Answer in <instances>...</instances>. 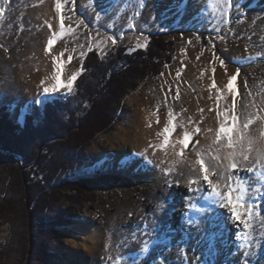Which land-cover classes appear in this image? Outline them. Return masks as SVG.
Here are the masks:
<instances>
[{
    "label": "rangeland",
    "instance_id": "1",
    "mask_svg": "<svg viewBox=\"0 0 264 264\" xmlns=\"http://www.w3.org/2000/svg\"><path fill=\"white\" fill-rule=\"evenodd\" d=\"M210 5L212 7L208 14L207 9ZM0 7L5 9L3 13H0V85L5 87L14 79L18 64L25 61L28 52L34 47L45 51L47 38L53 31L59 33L61 14L65 16V25L71 26L72 31L59 39L51 52L45 51L52 83L55 82L53 58L61 52L64 53L62 59L65 61L69 54L73 56L71 63L62 67L61 79L67 80L72 73L81 72L82 63L89 48L95 49L101 56L115 46H125L127 52H132L141 49L136 45L144 44L145 40L148 46L150 37L154 35L164 36L166 41L172 42L173 48L172 52L167 51V55L171 57V63H166L161 73L141 80L135 89L118 99L120 108L111 128L97 132L95 138L88 144L78 149L74 147L76 148L74 150H78L77 154L70 156L71 161H63L68 168L65 170L61 168L56 173L51 179V186H48L51 190L46 193L47 200H54L55 210H42V206H39L36 210L30 208L32 213L28 215L24 205L26 199L21 200L19 193L21 190L18 187L15 188L12 179L8 180L12 187L0 188V196L3 198L2 202L0 201V245L11 241L9 249L11 251L12 248L14 249L12 253L9 251L10 258L5 256L0 259V264H63L68 257H73L68 252L75 250L74 243L70 239L81 237L79 236L81 231L75 226L76 224L82 223L96 227L102 232H108L106 226L120 223L122 206L125 203L124 194L131 190L137 193V187H143L153 178L152 176L143 177L142 173L123 171L119 166L112 168L104 163L93 165L90 152L93 147L103 148L107 153L111 152V148L116 151L110 140L131 108L128 100L131 95L144 101V92H147L158 113L166 114L172 111L174 115H178L186 108L187 98L191 101L194 95L204 89L206 105L200 108V115L205 117L208 114L207 110L213 107H217L219 111H223L225 107L231 109L232 94L225 90L221 95V91L225 89L228 77L235 73L237 67H240V74L234 82L239 92L235 98V112L242 118L250 114L261 117V119H254L248 131L250 134L258 130L259 133L264 134V0H231L227 10L224 8L223 0H144L143 7H140L139 0H99L98 6L96 0H74V2L62 0L60 13L56 11L55 0H0ZM37 8L42 9V13ZM181 8H183L182 13L179 11ZM135 12H139L138 17H134ZM97 14L99 19L96 18ZM162 14H166V18ZM80 21H84L87 27ZM132 23H135V27H131ZM49 24L52 25L51 29L48 28ZM113 35L117 39L115 45L107 39ZM213 48L215 56L225 61L223 65L218 60H214ZM81 52L84 53L83 57L80 56ZM250 57L254 59H249ZM234 59L236 62H233ZM178 72L180 75H177ZM213 81L217 85L215 88L212 87ZM245 82H247V88ZM190 84L198 86L195 88L192 85L196 91H192ZM65 91L62 89L55 94H45L42 105L40 101H35L31 107H24L23 117L18 112V107L22 108L23 103L16 101V95L8 97L0 91V106L7 105V112L15 123L23 124L26 114H32L36 123L43 116L45 103L51 101L49 97L55 95L65 100L66 96L70 95L65 94ZM20 101H24V98ZM84 107L87 110L90 105L86 102ZM174 122L177 124L175 131L177 133L181 131V126L176 120ZM189 123L190 120L187 119L186 125ZM191 123L188 129L194 130L199 126L201 131L191 138L190 149L196 148L198 135L203 133L204 129L203 124H200L202 122L197 124L191 120ZM77 126L78 124L70 130L69 135L78 130ZM69 135L59 139L67 140L70 138ZM218 147V144H212L207 150L201 149L205 155L204 159L207 158L208 163L211 161L212 165L213 157L216 155L215 149ZM225 150L227 149L222 148L220 154ZM71 151L76 152L73 149ZM254 156L255 153L250 159ZM57 162L61 164L59 158ZM193 162L195 161L189 159L188 164L185 163L181 167L184 174L189 175L191 171H196V168L199 170L198 165L196 168L192 167ZM250 166L246 165V167ZM215 172V178L219 182V169ZM234 175L242 179H250L249 181L253 184L257 182L252 172L234 170ZM37 180L34 178L32 182L35 183ZM230 182L225 181V183ZM46 183L47 181H41V185ZM165 186L167 187V184ZM207 190L209 191V188ZM26 194H28L27 191ZM198 197L194 201L198 202ZM141 203L140 209L147 211L145 199ZM256 203L260 206L257 211L261 215L254 217L249 231L253 234L254 245H264V186H262L261 195L256 198ZM102 206L109 209L108 215H102ZM154 208L155 206L150 208L153 214L151 219L159 218ZM30 209L28 211L31 212ZM85 209L96 213L100 223L89 218L83 220L81 214ZM188 212V209L183 211L185 214ZM196 213L195 219L201 226L200 230L197 229L196 235L194 237L191 235L192 229L196 227L190 226L189 229L184 230L187 235L184 234L181 237L188 240L187 244H180L177 247L176 241L181 238H172L170 245H161L156 249L155 262L162 259L164 264L169 262L207 264L210 259L211 264H243L245 260L242 255L243 250L238 251L236 256L230 257L228 251L231 250V244L229 243L225 245L226 251L217 247L215 256L206 257L202 254L207 246L203 238L210 235L207 219L214 216L210 217V210ZM136 223V221L133 222L131 227L135 228ZM35 224L36 227H32ZM214 225L217 228L220 227L217 222H214ZM120 226L125 229L127 224ZM168 229L161 230L172 237L171 234L175 230L173 228L169 232ZM105 238L104 236V240ZM112 246L109 264H117V260L121 264H132L133 257L136 258V264H141L138 253H133L132 250L116 243ZM180 249L185 251L186 259L180 256ZM251 251L253 255L246 258L248 264H264V246L254 247ZM85 260H81L80 264H88V256Z\"/></svg>",
    "mask_w": 264,
    "mask_h": 264
},
{
    "label": "bare ground",
    "instance_id": "2",
    "mask_svg": "<svg viewBox=\"0 0 264 264\" xmlns=\"http://www.w3.org/2000/svg\"><path fill=\"white\" fill-rule=\"evenodd\" d=\"M211 7L210 5L207 9L208 14L211 11ZM37 10L42 13V9L37 8ZM48 68V56L45 54V51L41 48L34 47L28 52L25 61L18 64L14 79L6 87L0 85V91L4 95L6 94L8 97L16 95V101L23 103L22 108L21 106L20 108L18 107V112L21 113L22 117L25 111L24 107H31V104L33 102L35 103V101H40L39 103L42 105L45 100L47 93L43 92V88L50 87L53 84L51 78H49ZM192 85L190 84L189 87L194 92L196 89H193ZM193 87L197 88L198 86L193 85ZM21 98H24V101H20ZM144 98V101H142L135 95L129 97L128 100L131 108L127 111L125 120L118 126L117 132L114 133L110 140L112 145L115 146L116 151L113 150L114 148H111V152L107 153L103 148L93 147L90 155L92 157V163H94L93 165L104 163V165L111 166L112 168L119 166L123 171L142 173L143 177L148 178L152 176L153 179L145 183L143 187H137V193L131 190L124 194L125 203L122 206L121 221L110 227L106 226L107 230H109L108 232H102L96 227H90L82 223L76 224L75 226L81 231L79 234L81 237H73L70 239L74 243L75 250L68 252L73 257H68L64 260L63 264H80L81 260L86 261L87 256L88 264H109V258L112 255L110 249L113 247V243L132 250L133 253H138L139 261H142L139 263L154 264L157 248L150 247V252L147 255L139 251L143 247L144 240L150 241L152 239L151 232L154 227L159 226L161 233H163L161 229L174 228L175 231L171 235L172 238L177 239L183 237L185 234L184 230L189 229L190 226L191 228L193 226L196 227V229H192L193 233L191 235L193 237L196 235L197 229L200 230L201 226L199 221L195 219L197 211L187 205L194 203L197 208L209 209L211 201L205 200L203 197L207 195L210 188L203 181L202 173L197 168L196 171H193L194 173L191 171L189 175H186L181 170V167L185 163L188 164L189 159L193 161L199 159L200 156L198 153H200L201 149L207 150L213 144V138L220 123V118L217 116L219 109L213 107L207 110L208 114L205 117L200 115V108L206 105L204 101L206 98L204 89H201L199 93L194 95L190 99L191 101L187 98L186 108L178 115H174L177 123L181 126V131L177 133L173 132L169 144L163 146V139L159 134L167 124L168 113L170 111L166 114H160L154 109L151 96L147 92H144ZM187 119L190 120V123L186 125ZM191 120L197 122V124L202 122L200 124H203V133L198 135L199 143L196 145V148L190 149L188 145V148L183 150V155H180L181 145L178 141L183 138V132L187 130L192 133V137L195 135L193 129H188L192 124ZM259 132L258 130L252 131L250 135L254 139L259 140L262 138V134ZM227 151L222 152L221 156L226 155ZM136 153H144V158L135 156ZM125 158H130L132 163L129 166L121 167L120 161ZM149 160L152 162L151 164L147 163ZM204 160L210 172H212L211 161L208 163L209 160L207 158ZM261 172V169L256 168L252 173L257 179ZM192 179L198 181L192 187H203V192L190 190L189 181ZM210 179L219 185L220 191H225L223 185L225 181L219 180L218 182L215 175H210ZM165 184H167V187ZM207 188H209V191ZM136 194L137 196L135 197ZM197 196H199L198 202L194 201ZM143 199L146 201L147 211L140 209ZM153 206H155L154 209L159 215L157 219H151L153 214L150 208ZM185 209L189 210L186 214L183 213ZM101 211L102 215H108L110 213L109 209L103 206L101 207ZM219 211L227 213L228 209L221 207ZM182 214H184V218H182ZM209 215L210 217L215 215L214 206L211 207ZM81 216L83 220L89 218L100 223L97 220L96 213L87 211L86 209ZM189 218L194 222L190 224L188 222ZM213 220V218L207 219V227L209 228L210 234L222 233V235H217L216 237L217 247L222 251H226L225 245L229 243L231 244V250L228 251L230 257L236 256L238 251L243 250L237 248V244L243 243L240 235L242 227L239 225V222L232 221L229 215L225 223L219 224L220 227L217 228L214 225V222L216 223L217 221ZM135 221L137 222L136 227L132 228L131 224L133 225ZM121 224H127V227L123 229L120 226ZM144 225L148 226L147 233L144 231ZM134 233L135 240L132 238ZM104 236L106 237L105 240ZM140 254L142 255L140 256Z\"/></svg>",
    "mask_w": 264,
    "mask_h": 264
},
{
    "label": "trees",
    "instance_id": "3",
    "mask_svg": "<svg viewBox=\"0 0 264 264\" xmlns=\"http://www.w3.org/2000/svg\"><path fill=\"white\" fill-rule=\"evenodd\" d=\"M167 51H173L172 42L162 35L151 36L146 49L127 52V47L115 46L104 56L95 49L89 51L73 93L65 100L59 97L46 102L43 116L36 123L32 114L25 115L23 124L15 123L7 112V105H1L0 188L12 187L11 182L8 183L12 179L15 188L22 192H19L21 200L26 199L24 205L28 215L39 206L42 210H55L54 200H47L46 193L51 190L48 186L56 173L61 168H68L63 161H71L70 156L77 154L74 147L78 149L88 144L97 132L111 128L120 108L118 99L135 89L141 80L161 73L163 66L171 63ZM86 102L90 105L87 110ZM77 124L78 130L69 135ZM67 135L70 137L67 140L59 139ZM58 158L61 164L57 162ZM34 178L38 179L35 183L32 182ZM42 180L47 181L46 185H41ZM10 243L0 245V259L11 257L14 249H9Z\"/></svg>",
    "mask_w": 264,
    "mask_h": 264
},
{
    "label": "snow or ice",
    "instance_id": "4",
    "mask_svg": "<svg viewBox=\"0 0 264 264\" xmlns=\"http://www.w3.org/2000/svg\"><path fill=\"white\" fill-rule=\"evenodd\" d=\"M74 2V0H73ZM97 6L99 5V0H96ZM144 0H139L140 7H143ZM231 0H223V5L225 10L230 6ZM216 7V5H213ZM55 8L58 13L62 10V0H55ZM5 9L0 7V13H3ZM182 13L183 8L179 9ZM165 15L166 14H162ZM139 12L134 13V17H138ZM96 18L99 19V14L96 15ZM59 33L53 31L51 35L47 38L46 43V52H51L54 44L61 38H63L67 33L72 31L71 26L65 25V16L63 14L59 17ZM81 24H84V21H80ZM87 27L86 24H84ZM131 27H135V23L131 24ZM48 28L51 29L52 25L49 24ZM107 39L111 41L112 45H115L117 42L116 36H110ZM103 41L101 42V44ZM137 48H146L147 40H145L144 44H137ZM67 51V50H65ZM89 51H92L89 48ZM258 55H261L258 53ZM64 53L61 52L60 55L53 58V62L55 64V75L53 80L55 81L50 87H44V93L55 94L60 92L62 89L66 90L65 94H71L74 89V82L77 80L78 76L83 71L81 68V72H74L71 74L67 80H62V67L63 65L70 64L73 60V56L69 54L67 56V60H63L62 57ZM80 56L83 57L84 53L81 52ZM213 58L214 60H218L221 65L225 63L223 59L215 56V50L213 48ZM249 59H254L250 57ZM233 62H236L235 59ZM213 72H215V68H213ZM240 74V67H237L234 74L230 75L226 82V87L221 91V95L223 91H227L232 94L233 103L231 109L225 107L223 111H217V116L220 118V123L218 129L215 132L213 138V145H219L218 148L215 149L216 155L213 157L214 163L212 165L213 171L210 172L209 167L205 164V160L203 158L204 152L203 150L198 153L200 156L195 162H193L192 167L196 168L199 166V171L202 173V179L207 183V186L210 188V191L206 196L203 197L205 200L211 201V206L209 209L205 208H197L196 204H190L189 207L191 209H195L198 213H203L206 210H211V207H215V215L213 219H215L218 224H224L226 218L230 215L232 221H238L239 225L242 227L243 231L240 232L243 243L237 244L238 249H243L242 255L245 257L243 264H248L247 257L253 255L254 247L264 246L261 244L254 245L252 243L254 237L253 234L249 231L251 228V222L254 217L260 216L261 213L257 211L260 207L256 203V198L261 195L262 186H264V134H262V138L257 140L254 139L249 134V125L254 122V119H261L259 116L248 115L247 117L242 118L237 115L235 112V98L239 95L238 89L234 86V82L237 81V78ZM177 75H180L178 72ZM212 87H217L215 81L212 83ZM245 87L247 88V82H245ZM177 89V94H178ZM219 96L217 99L219 100ZM51 101H55L58 99L57 96L52 95L49 97ZM39 102V101H37ZM176 117L170 111L168 113L167 124L163 127L162 132L159 134L163 139V146H167L170 142V137L173 132L177 130V124L174 122ZM22 122V121H21ZM201 131L200 127L197 126L194 129L195 133H199ZM211 131V129H209ZM192 133L185 130L183 132V138L178 141L181 145L180 155H183V150L188 148L189 143L191 142ZM198 144L199 141H196ZM227 149L226 155L223 157L220 154L221 149ZM253 152L255 153L254 158ZM135 156L144 158V153H136ZM132 163L130 158H125L120 161L121 167L129 166ZM148 164L152 162L147 161ZM246 165H251L250 167H246ZM259 168L262 170L261 174L257 178V182L253 184L249 180L242 179L238 176L233 175L234 170H244L248 172H253L254 169ZM219 169V180L220 181H232V183H224L225 191L219 190V185L214 183L212 179H210V175H215V170ZM171 183V182H169ZM198 181L196 179H192L189 181V188L191 191L203 192V187L193 188L192 185H196ZM162 207V206H161ZM228 209L227 213L220 212L219 208ZM188 222H194L191 218H189ZM145 233L148 232V226L144 225ZM168 231L171 229L169 227ZM182 231V229H181ZM152 239L144 240L143 247L139 249L142 254H149L150 247L158 248L161 245H170L172 243V237H169L167 233H161L160 227H154L151 232ZM187 234H185L186 236ZM217 235H222V233H212L203 239L206 240L207 246L202 254L206 257H212L217 254V245H216V237ZM133 240L136 239L135 233L133 234ZM188 240L185 238H181L179 241H176V246L178 247L180 244H187ZM180 256L184 259L187 258V255L183 249H180ZM117 264H121L119 260H117ZM132 264H136V258L133 257ZM154 264H164L163 260H159L158 262H154ZM172 264V262H169ZM204 264V262H202ZM207 264H211V260L207 261Z\"/></svg>",
    "mask_w": 264,
    "mask_h": 264
}]
</instances>
